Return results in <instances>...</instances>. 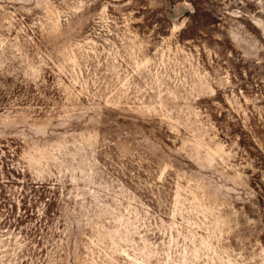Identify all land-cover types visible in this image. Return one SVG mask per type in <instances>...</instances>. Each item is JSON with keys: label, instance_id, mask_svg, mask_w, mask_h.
Returning a JSON list of instances; mask_svg holds the SVG:
<instances>
[{"label": "rangeland", "instance_id": "1", "mask_svg": "<svg viewBox=\"0 0 264 264\" xmlns=\"http://www.w3.org/2000/svg\"><path fill=\"white\" fill-rule=\"evenodd\" d=\"M0 264H264V0H0Z\"/></svg>", "mask_w": 264, "mask_h": 264}]
</instances>
